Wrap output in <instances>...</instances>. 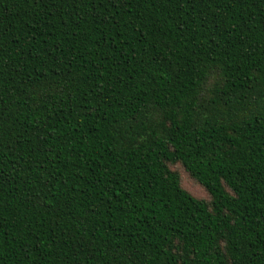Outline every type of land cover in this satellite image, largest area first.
Returning <instances> with one entry per match:
<instances>
[{
    "label": "trees",
    "instance_id": "16d2710c",
    "mask_svg": "<svg viewBox=\"0 0 264 264\" xmlns=\"http://www.w3.org/2000/svg\"><path fill=\"white\" fill-rule=\"evenodd\" d=\"M0 264H264V0H0Z\"/></svg>",
    "mask_w": 264,
    "mask_h": 264
},
{
    "label": "rangeland",
    "instance_id": "374dc122",
    "mask_svg": "<svg viewBox=\"0 0 264 264\" xmlns=\"http://www.w3.org/2000/svg\"><path fill=\"white\" fill-rule=\"evenodd\" d=\"M185 185L186 187H189L191 190H193L198 195H201V196L204 195V192H202L199 188L192 186L189 181H185Z\"/></svg>",
    "mask_w": 264,
    "mask_h": 264
}]
</instances>
